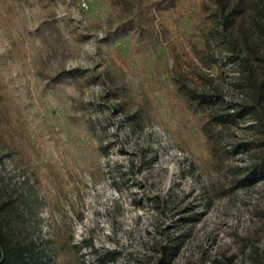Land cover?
Wrapping results in <instances>:
<instances>
[{"label": "rangeland", "instance_id": "rangeland-1", "mask_svg": "<svg viewBox=\"0 0 264 264\" xmlns=\"http://www.w3.org/2000/svg\"><path fill=\"white\" fill-rule=\"evenodd\" d=\"M263 79L264 0H0L16 264H264Z\"/></svg>", "mask_w": 264, "mask_h": 264}, {"label": "trees", "instance_id": "trees-1", "mask_svg": "<svg viewBox=\"0 0 264 264\" xmlns=\"http://www.w3.org/2000/svg\"><path fill=\"white\" fill-rule=\"evenodd\" d=\"M243 64V62H242ZM247 63H244V67H247ZM263 87H264V79L261 84L258 86V92L261 94L263 93ZM252 109L251 105H245L238 111L239 116L243 115L244 113L250 112ZM245 144V143H243ZM264 176V156L261 157V159L258 162L252 163L247 170V173L245 174L243 178V184H246V182L253 183L260 179H262ZM4 209L5 205L3 203H0V264H16V260L18 257H23V252L19 251L16 252L10 238L7 235L5 223H4ZM91 245L92 243H88ZM115 256L112 254V252H106L104 255L98 256V262L99 263H105L107 260H113ZM163 261L164 259L161 258Z\"/></svg>", "mask_w": 264, "mask_h": 264}, {"label": "built area", "instance_id": "built-area-1", "mask_svg": "<svg viewBox=\"0 0 264 264\" xmlns=\"http://www.w3.org/2000/svg\"><path fill=\"white\" fill-rule=\"evenodd\" d=\"M82 4H85L84 2H82Z\"/></svg>", "mask_w": 264, "mask_h": 264}]
</instances>
